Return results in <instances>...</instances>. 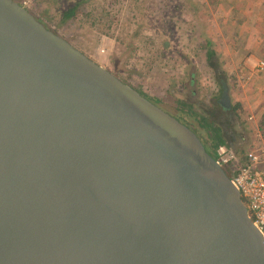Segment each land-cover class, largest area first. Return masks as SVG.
<instances>
[{
  "label": "water",
  "instance_id": "water-1",
  "mask_svg": "<svg viewBox=\"0 0 264 264\" xmlns=\"http://www.w3.org/2000/svg\"><path fill=\"white\" fill-rule=\"evenodd\" d=\"M0 264H264V235L191 127L0 0Z\"/></svg>",
  "mask_w": 264,
  "mask_h": 264
},
{
  "label": "rangeland",
  "instance_id": "rangeland-1",
  "mask_svg": "<svg viewBox=\"0 0 264 264\" xmlns=\"http://www.w3.org/2000/svg\"><path fill=\"white\" fill-rule=\"evenodd\" d=\"M19 1L122 81L186 119L199 136H207L206 123L200 128V117L179 112L174 100L194 104L220 125L240 157L264 145V0ZM77 3L76 15L64 18ZM222 73L228 112L215 100L222 96Z\"/></svg>",
  "mask_w": 264,
  "mask_h": 264
},
{
  "label": "built area",
  "instance_id": "built-area-1",
  "mask_svg": "<svg viewBox=\"0 0 264 264\" xmlns=\"http://www.w3.org/2000/svg\"><path fill=\"white\" fill-rule=\"evenodd\" d=\"M22 4L27 7L26 2ZM216 160L232 174L254 224L264 235V145L261 148L254 145L243 158L232 147L223 145L217 150Z\"/></svg>",
  "mask_w": 264,
  "mask_h": 264
},
{
  "label": "trees",
  "instance_id": "trees-1",
  "mask_svg": "<svg viewBox=\"0 0 264 264\" xmlns=\"http://www.w3.org/2000/svg\"><path fill=\"white\" fill-rule=\"evenodd\" d=\"M79 6H80V3H77L74 7L70 8L68 11H66L64 13V18L71 19L72 17H74L76 15V12L79 9ZM208 56H209L208 58H210V60L213 58L212 60L215 61L214 60L215 59V53L213 51H211L208 54ZM212 66H214V68H215L214 63L212 64ZM220 74H218V76ZM223 78H224V75L222 73V75L218 77V81H219V85L221 87V90L223 89V82H224ZM140 93H142V92H140ZM146 97L149 98L148 96H146ZM149 99L151 100V98H149ZM220 99H221V97L219 96V97H216L215 100H217V103H219ZM159 102H161V100H159ZM174 103H175L174 106L177 108V110L179 112L185 111L186 109H188V111H190L191 113L196 114L197 117L199 116L200 117L199 122L201 124V125H199L200 128H202V123L201 122H205L206 123L204 125L207 127V131H205V132H207V136L205 135V137H204L203 134L201 133L200 137H201L202 141L204 142L205 147H206V149L208 150V152L210 154H212L214 157H216L217 156V150H218L219 147H221L223 145H229L228 143L230 142L231 139L227 136L228 134L226 135V133L223 131L222 127L220 125L219 126L216 125L214 120H212L209 117H205L202 114L198 113V111H197V109H196L194 104H192V103L189 104V102H187L186 100L179 99V98L174 100ZM219 105H220V107H222V105L220 103H219ZM222 108L225 109L224 107H222ZM238 108H239V105L234 107V108L232 107V112H236ZM226 110H228V109H226ZM176 117L180 121H182V122L185 121L186 122V123L185 122H183V123H185V124L188 123V121L186 119H183V117H180L179 115L176 116ZM194 131L196 133L198 132L196 129H194ZM231 144H232V142H231ZM225 170L227 171L228 175L231 177L232 174L227 169H225ZM243 199H244V202L247 204L246 199L245 198H243Z\"/></svg>",
  "mask_w": 264,
  "mask_h": 264
},
{
  "label": "crops",
  "instance_id": "crops-1",
  "mask_svg": "<svg viewBox=\"0 0 264 264\" xmlns=\"http://www.w3.org/2000/svg\"><path fill=\"white\" fill-rule=\"evenodd\" d=\"M223 110H226V109H223ZM227 112H228V110H226ZM225 112V111H224ZM229 145H227V146H230V147H233L234 148V146H232V144H231V142H229L228 143ZM247 148H249V145H248V147ZM235 149V148H234Z\"/></svg>",
  "mask_w": 264,
  "mask_h": 264
},
{
  "label": "flooded vegetation",
  "instance_id": "flooded-vegetation-1",
  "mask_svg": "<svg viewBox=\"0 0 264 264\" xmlns=\"http://www.w3.org/2000/svg\"><path fill=\"white\" fill-rule=\"evenodd\" d=\"M223 107V106H222ZM226 109V108H225Z\"/></svg>",
  "mask_w": 264,
  "mask_h": 264
}]
</instances>
